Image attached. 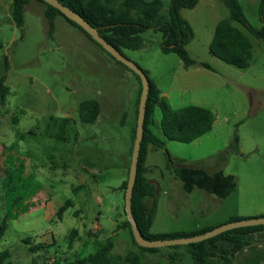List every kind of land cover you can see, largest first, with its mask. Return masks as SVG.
<instances>
[{"label": "rangeland", "instance_id": "374dc122", "mask_svg": "<svg viewBox=\"0 0 264 264\" xmlns=\"http://www.w3.org/2000/svg\"><path fill=\"white\" fill-rule=\"evenodd\" d=\"M162 2L166 13L171 0ZM239 2L250 24L260 27L261 0ZM10 3L0 0V82L5 76L9 89L0 102V223L7 226L0 252L9 251L3 264H74L109 238L114 258L134 253L141 264H193L187 244L145 251L126 225L121 186L131 165L140 76L62 14L51 31L43 1L25 6L22 27ZM180 15L195 33L189 55L212 69L186 67L177 53L164 52L156 29L141 32L140 48L123 50L174 110L198 105L214 114L212 129L185 143L163 136L162 110L155 109L151 129L164 145H150L146 160L157 189L153 233H191L264 215V42L232 21L252 44V63L241 68L209 52L216 25L230 16L223 0H199ZM90 98L98 100L100 113L84 122L79 104ZM63 118L69 123L61 138ZM233 142L228 158L220 159ZM183 165L233 174L235 190L224 199L198 188L187 192L174 173ZM67 199L74 206L60 219ZM73 228L80 231L70 241Z\"/></svg>", "mask_w": 264, "mask_h": 264}, {"label": "trees", "instance_id": "16d2710c", "mask_svg": "<svg viewBox=\"0 0 264 264\" xmlns=\"http://www.w3.org/2000/svg\"><path fill=\"white\" fill-rule=\"evenodd\" d=\"M60 1L69 8L80 13L92 26L97 27L99 33L123 53L124 49H138L143 45L144 40L141 36V32L146 29H156L163 33L161 49L164 52L173 51L177 53L186 67L203 66L212 69V66L208 62L192 58L186 48L187 44L193 39L195 33L191 24L180 15V10L182 8L195 7L199 0H171L166 13L162 11V0ZM223 1L230 9V16L229 18L219 21L216 25L213 39L209 45V52L226 63L241 68L249 67L252 63L253 57L252 44L247 35L241 29L234 26L232 21H238L258 40L264 42V0H261L259 5V14L262 24L257 28L251 25L244 15L239 0ZM29 2L30 0H12L11 2L10 9L12 17L19 27H22L23 25L24 8ZM44 3L46 4L45 15L49 20L51 31L53 30L54 20L57 14H62L69 22L83 30L78 24L66 17L60 10L46 2ZM85 33L91 38L87 32ZM4 82L5 76L2 77L0 82V102L2 103H4L5 97L9 91ZM141 91L142 84L140 86L138 97L137 114ZM157 107H160L162 110V118L160 121L162 134L169 140H176L185 143L192 142L208 133L212 129L214 123V114L206 107L188 105L174 110L163 99V97H161L160 90L150 80L144 122V134L138 159L137 177L132 194L133 216L142 235L146 239H164L205 232L211 229V227L191 233L151 232V227L157 210V189L156 183L147 177V171L149 169L146 165V160L150 145L155 147L164 145V142L151 129L155 109ZM79 113L84 122H95L100 113V104L98 100L94 98L83 100L79 104ZM68 123L69 118H63L61 120L59 124V137L63 138L65 136V129ZM135 136L136 127L132 134V151ZM234 146L235 142H233L230 147L220 155V159L226 160L228 158V153L234 149ZM174 173L182 181L183 189L185 191L192 192L194 189L198 188L209 194H213L220 199H224L230 195L237 185L235 176L233 174L224 173L222 169L209 172L199 166L183 165L175 168ZM128 176L129 170L127 171V178L123 181L121 186L125 191L127 188ZM73 205V200L67 199L60 207L57 213L58 217L62 219L65 211ZM232 220H238V217H234L230 221ZM126 225L131 229L129 220L126 221ZM6 228V222L3 220L0 223V238L4 235ZM261 230H264V224L237 227L226 230L208 239L189 243L187 246L191 252L193 264H206L208 259L212 257L218 258L219 264H231L232 256L240 248L250 243L243 239V235ZM77 234H79V230L73 228L69 234L70 241L73 237L77 236ZM132 237L134 243L140 249L145 251L158 250V247L149 248L140 246L135 241L133 234ZM220 239L230 241L233 244L231 250H222L220 253L211 250L212 247H217V242ZM41 246L45 248L44 244H41ZM96 246L97 248L95 252L77 260L74 264H141L140 256L138 254L128 253L124 258H114L110 256V252L114 247L113 241L110 238L104 243L96 241ZM8 257V250L0 252V264H3ZM51 264L60 263L54 260Z\"/></svg>", "mask_w": 264, "mask_h": 264}, {"label": "water", "instance_id": "95a60500", "mask_svg": "<svg viewBox=\"0 0 264 264\" xmlns=\"http://www.w3.org/2000/svg\"><path fill=\"white\" fill-rule=\"evenodd\" d=\"M44 2L54 6L60 10L66 17L71 19L73 22L78 24L90 37L101 45L108 53L115 57L118 61L125 64L127 67L136 72L142 81V91L140 95L138 115H137V126L136 136L133 145V151L131 156V165L129 168V176L127 182V188L125 191V212L131 225L132 234L138 245L143 247H162L166 245H177V244H189L199 242L215 235H218L226 230H230L237 227H245L252 225L264 224V215L260 217H254L249 219H239L229 221L227 223L213 227L205 232H201L195 235L189 236H177L164 239H146L133 216L132 212V194L137 177L138 170V159L141 150V144L144 134V122L146 114V104L149 94L150 80L146 72L134 61L130 60L122 51L117 49L114 45L108 42L100 33L97 27L92 26L80 13L69 8L67 5L62 3L60 0H43Z\"/></svg>", "mask_w": 264, "mask_h": 264}, {"label": "crops", "instance_id": "0c3cea01", "mask_svg": "<svg viewBox=\"0 0 264 264\" xmlns=\"http://www.w3.org/2000/svg\"><path fill=\"white\" fill-rule=\"evenodd\" d=\"M11 2H12V0H11ZM10 6H11V3L8 6V8H10ZM197 67H199V66H197ZM79 186H82V185H78V186H76V188H79ZM77 212H78V209H76L73 214L78 215L79 213H77ZM208 227L212 228L214 226L211 225ZM203 228H206V227H203ZM77 229H79V228H77ZM79 231H80V229H79ZM243 239L249 241L250 243L248 245L240 248L232 256V263L231 264H264V230L245 234V235H243ZM224 241H226V242H224ZM222 243H226V244H222ZM232 246H233V244L230 241H228L226 239H220L217 242V247H212L211 250H213L217 253H220L222 250H231ZM217 263L219 264V259L216 257H212V258L208 259V261L206 262V264H217Z\"/></svg>", "mask_w": 264, "mask_h": 264}, {"label": "built area", "instance_id": "2783aa9c", "mask_svg": "<svg viewBox=\"0 0 264 264\" xmlns=\"http://www.w3.org/2000/svg\"><path fill=\"white\" fill-rule=\"evenodd\" d=\"M53 261H54V260H53ZM51 262H52V261H51ZM51 262H50V263H51Z\"/></svg>", "mask_w": 264, "mask_h": 264}]
</instances>
